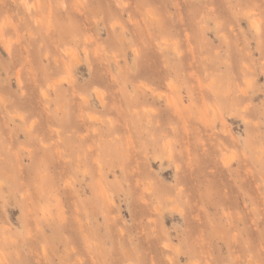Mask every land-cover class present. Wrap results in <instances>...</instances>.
<instances>
[{
  "label": "rangeland",
  "instance_id": "rangeland-1",
  "mask_svg": "<svg viewBox=\"0 0 264 264\" xmlns=\"http://www.w3.org/2000/svg\"><path fill=\"white\" fill-rule=\"evenodd\" d=\"M0 264H264V0H0Z\"/></svg>",
  "mask_w": 264,
  "mask_h": 264
},
{
  "label": "bare ground",
  "instance_id": "bare-ground-1",
  "mask_svg": "<svg viewBox=\"0 0 264 264\" xmlns=\"http://www.w3.org/2000/svg\"><path fill=\"white\" fill-rule=\"evenodd\" d=\"M250 19H251V18H250ZM252 19H253V18H252ZM257 22H258L257 20L253 19V20H251V25L255 26V28H256V27H257V26H256ZM135 52H136V51H135ZM113 55H114V54H113ZM244 65H245V64H244ZM18 73H19V72H18ZM17 75H18V74H17ZM247 81H248V80H247ZM247 81H246V82H247ZM241 89H242V88H241ZM82 98H83V97H82ZM167 101H168V100H167ZM4 103H5V102H4ZM4 103H3V104H4ZM21 115H22V114H21ZM90 117H91V116H90ZM110 123H111V122H110ZM169 153H170V152H169ZM148 190H149V189H148ZM71 247H72V246H71Z\"/></svg>",
  "mask_w": 264,
  "mask_h": 264
}]
</instances>
